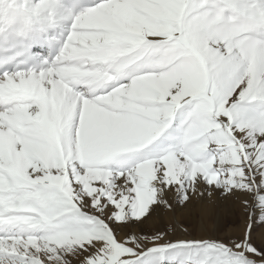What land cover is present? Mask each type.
<instances>
[{"label": "snow or ice", "instance_id": "6c2138e0", "mask_svg": "<svg viewBox=\"0 0 264 264\" xmlns=\"http://www.w3.org/2000/svg\"><path fill=\"white\" fill-rule=\"evenodd\" d=\"M257 228L264 0H0V264H264Z\"/></svg>", "mask_w": 264, "mask_h": 264}, {"label": "rangeland", "instance_id": "374dc122", "mask_svg": "<svg viewBox=\"0 0 264 264\" xmlns=\"http://www.w3.org/2000/svg\"><path fill=\"white\" fill-rule=\"evenodd\" d=\"M226 214L223 217L224 218V224L223 228L224 231L227 234H232L234 230H238L239 227H242L244 219H245V214L243 211L239 208L237 205H230L228 208L223 209ZM158 226L155 225V227ZM146 232L151 231V227H148L145 229ZM254 239L259 243L261 239H264V229L257 228L255 233H254Z\"/></svg>", "mask_w": 264, "mask_h": 264}, {"label": "bare ground", "instance_id": "6f19581e", "mask_svg": "<svg viewBox=\"0 0 264 264\" xmlns=\"http://www.w3.org/2000/svg\"><path fill=\"white\" fill-rule=\"evenodd\" d=\"M221 223H222V225L224 224V218H222ZM160 226L161 225L158 224V226H156V227H160Z\"/></svg>", "mask_w": 264, "mask_h": 264}]
</instances>
